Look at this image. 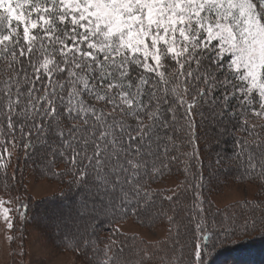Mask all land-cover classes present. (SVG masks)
<instances>
[{"label":"snow or ice","instance_id":"1","mask_svg":"<svg viewBox=\"0 0 264 264\" xmlns=\"http://www.w3.org/2000/svg\"><path fill=\"white\" fill-rule=\"evenodd\" d=\"M0 66V187L13 190L19 169L9 168L21 152L46 150L51 164L66 163L53 174L70 176L80 196L63 228L79 235L69 243L82 264H133L123 242L113 236L101 251L86 234L91 223L80 222L153 213L161 193L142 177L173 165L185 177L178 188L188 219L175 208L167 216L163 264H204V250L237 226L264 231L258 196L211 219L201 149L202 139L220 143L229 114L264 119V0H0ZM247 124L253 142L236 140L232 156L218 153L213 163L243 169L264 190V143ZM165 199L178 203L180 191ZM26 212L19 196L0 195L9 233L17 223L23 231ZM155 247L145 245L134 264L155 259Z\"/></svg>","mask_w":264,"mask_h":264},{"label":"rangeland","instance_id":"2","mask_svg":"<svg viewBox=\"0 0 264 264\" xmlns=\"http://www.w3.org/2000/svg\"><path fill=\"white\" fill-rule=\"evenodd\" d=\"M237 115L242 119V122L247 118V126L255 125L258 129L257 133L264 136V119L253 116L251 112L241 114L237 111L235 116ZM229 116H232V114H229ZM197 120H199V117H197ZM210 136H215V133L210 131ZM201 149L205 178L203 192L207 201L211 202L215 215L211 219H215L218 223L223 221L226 216L231 214L224 211L226 206L235 204L240 200H252L257 196L260 199H264V190H258V180L254 183L245 181L247 179L238 180L236 179L235 171H233V166L215 165L213 163L217 159L218 153L221 157H231L228 152H224L223 137L218 145L214 140H209L206 145L202 139ZM36 164L38 165L39 161ZM36 167L27 164L25 161L23 167L18 168L19 178L12 185L13 190L4 192L2 187H0V195L6 198L19 196L21 200L26 201L28 204L23 231H21V225L17 223L16 230L9 233L4 223L0 221V264H82V258L78 256L69 241H58V236L64 240V236L69 238L70 234L73 235V233H66L63 224L70 215H74L77 208L75 201L78 196L75 191H70L69 197H66L67 195L64 198L59 197L65 190L61 184V181H63L61 177H58V179L46 178L45 175L35 170ZM184 179V174L180 169L178 174L174 173L159 179L152 188L171 195L172 190L180 191L178 186ZM67 192H64V194H67ZM162 199L165 200V196ZM208 206V204L205 205V207ZM166 211L169 210L164 207L162 212ZM236 211L239 210L237 209ZM155 217H152L151 220ZM136 219L131 218L117 222L111 229L104 226L101 234L106 239L110 240L115 236L117 240L119 239L120 242H123L125 245L124 256L132 259L133 264L136 254L145 245H157V247L151 249L157 254L155 259L146 262V264H163L161 258L169 250V245L160 246L161 242L165 241L169 235L170 225L167 216L163 215L162 218L157 219L153 224H148L150 223L149 220L143 218ZM181 222H184V220ZM88 223H91V221L81 223V229ZM117 229H119V232L116 231ZM236 230L239 234L234 235L235 237L228 242L238 238L241 239L242 237L251 238L255 234H262L261 230L244 232L239 226H237ZM8 235L16 237L14 243H10L6 239ZM66 244L70 246L68 250L65 249ZM223 244L224 242L219 236V240L215 242L214 246H209L208 249L204 250V264H220L217 260L223 256V253L218 256L215 255L217 260L212 258V254L215 251L218 254L219 248L225 246ZM262 254L264 255V248ZM225 264H229V261L225 262Z\"/></svg>","mask_w":264,"mask_h":264},{"label":"trees","instance_id":"3","mask_svg":"<svg viewBox=\"0 0 264 264\" xmlns=\"http://www.w3.org/2000/svg\"><path fill=\"white\" fill-rule=\"evenodd\" d=\"M4 71L3 66H0V73H2ZM0 78H2V76H0ZM243 124L242 119L237 115L235 117L233 116H227L224 119V127H226L228 129L227 133L223 136V148H224V152H228L231 156L232 153L236 150L235 147V141L239 140V139H247L249 141V144H251L253 142L254 137L249 136L248 133H246L245 131L242 130L241 125ZM247 126V125H245ZM240 130V131H238ZM250 131H254V132H258L257 127H255V129H251ZM248 136V137H247ZM260 141L262 143H264V136L260 135ZM252 138V140H251ZM48 157V153L46 152V150L44 151H39L37 153L31 154V157L26 159L23 152L20 153L19 159L17 160L15 157L13 158L12 161V165L9 168V173H11L13 170L16 169H20V167H23L24 162L26 161L27 164H30L31 166H37L35 168L36 171H38L39 173H41L42 175H45L46 178H57L61 177L60 175H55L53 173H59V172H63L65 170V168L67 167V164L62 162L59 158L56 160L55 164H51L50 160ZM37 161H39V164L37 165ZM51 169V170H50ZM236 174V179L238 180H243V179H247L245 181H249L251 179V177L245 176L244 175V170L243 169H237V168H233ZM180 170V168L177 165H173L171 168V171L168 170H164L163 175H144L142 177V182H144L146 184V187L151 191V192H159L161 193V195H156L154 197L155 199V204H156V210L151 213V214H137V215H133L131 213H129L127 215L126 218L122 217L120 214H116L113 215L112 213H107V214H99L98 215V219L95 222H92L89 218H85L84 220H82L80 222L84 223V222H88L91 221V227L87 230V236L90 237L92 244H98L99 249L102 251L105 242H107L109 239H106L105 237H103V235L101 234L103 231V227H108L111 229V227L115 226V223L123 221V220H128L131 218L136 219L135 217H139V218H143L146 220H149L150 223L148 224H153L154 222H156L157 219H160L163 217V215L168 216V215H172V209L175 208L177 210L178 213V219L180 221L184 220V222H187V217L185 216V210H186V206H187V199L185 194L183 193V190L180 189V200L178 203L176 204H172L170 201L168 200H163L162 197L167 195L164 191L161 190H157L152 188L154 183H156L157 181H159V179H162L166 176H170L171 174L177 173ZM19 172H17V178H19ZM71 179L70 176L68 175H64L63 177H61V184L62 186L65 188V190L63 191V193L60 194L59 197L64 198L65 195H67L66 197H69V192H76L77 200L75 201V205L78 207V202L80 200V196L77 194V189L75 188H70L69 187V180ZM15 183V181H12V185ZM67 192V194H64V192ZM70 192V193H71ZM165 194V195H164ZM175 199V197H174ZM23 201V200H22ZM26 205L27 202L23 201ZM166 207L168 208L169 211L166 212H162L163 208ZM162 212V213H161ZM93 215H97V214H93ZM156 216L153 220H151L152 217ZM214 216H212V218H214ZM139 218H137L139 220ZM136 219V220H137ZM191 231V230H190ZM262 234H255V236L248 238V237H242L241 239H237L231 242H228L230 240H232L235 236L234 235H220V238H222V242H224L223 247L219 248L220 250L215 251L212 254V258L215 260H217V257H215V255H221L223 253V256L220 257L217 262H220V264H225V262L229 261V264H264V255L262 254V250L264 248V231L261 232ZM239 232L236 230V234L238 235ZM254 234V233H253ZM71 236L69 238H67L66 236H64V240H62V237L58 236V241H69V239L71 237H73V235L75 236V238L78 240L79 239V235L73 233L70 234ZM195 240L194 236H190L189 239V243H191L192 241ZM219 240V239H218ZM216 240V241H218ZM224 240V241H223ZM118 242L119 239L117 240ZM229 243V244H228ZM71 246L75 247L74 243H71ZM211 246V245H210ZM65 247V246H64ZM69 245L67 247H65L66 250L69 249ZM77 252V251H76ZM78 256L81 257V255L79 254V252H77ZM82 258V257H81ZM212 259V260H213ZM82 260V259H81ZM222 260V261H221Z\"/></svg>","mask_w":264,"mask_h":264}]
</instances>
